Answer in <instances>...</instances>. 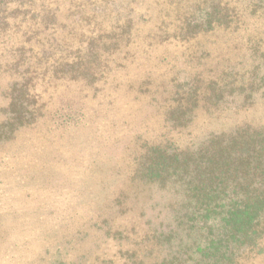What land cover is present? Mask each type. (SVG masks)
Returning <instances> with one entry per match:
<instances>
[{
	"label": "rangeland",
	"instance_id": "374dc122",
	"mask_svg": "<svg viewBox=\"0 0 264 264\" xmlns=\"http://www.w3.org/2000/svg\"><path fill=\"white\" fill-rule=\"evenodd\" d=\"M243 125L264 0H0V264H217L149 241L179 178L137 172ZM230 264H264V229Z\"/></svg>",
	"mask_w": 264,
	"mask_h": 264
},
{
	"label": "trees",
	"instance_id": "16d2710c",
	"mask_svg": "<svg viewBox=\"0 0 264 264\" xmlns=\"http://www.w3.org/2000/svg\"><path fill=\"white\" fill-rule=\"evenodd\" d=\"M247 91L251 98L258 93ZM245 103L237 108H245ZM161 157L167 159L164 168L152 163L145 169L153 159ZM149 169L152 181L157 180L154 174L160 172L169 179L179 178L172 189L181 195V204L172 214V224H159L160 230L149 240L157 247L158 241L168 249L178 243L174 245L182 248L176 251L178 255L196 248L203 262L207 257L217 264H230L262 234L264 127L243 125L233 132L213 134L193 152L172 154L159 147L150 148L137 175L145 178ZM185 243L190 246L187 248Z\"/></svg>",
	"mask_w": 264,
	"mask_h": 264
}]
</instances>
